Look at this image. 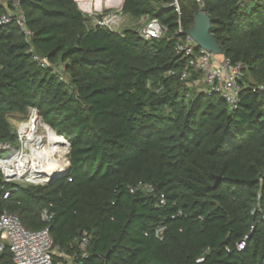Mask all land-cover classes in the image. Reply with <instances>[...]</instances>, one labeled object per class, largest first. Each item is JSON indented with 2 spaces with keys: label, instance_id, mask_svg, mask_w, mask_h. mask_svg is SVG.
Masks as SVG:
<instances>
[{
  "label": "trees",
  "instance_id": "1",
  "mask_svg": "<svg viewBox=\"0 0 264 264\" xmlns=\"http://www.w3.org/2000/svg\"><path fill=\"white\" fill-rule=\"evenodd\" d=\"M13 1L50 66L31 59L15 21L0 24V141L18 143L9 114L35 108L70 143L69 168L50 184L0 172V213L36 231L47 208L57 250L90 236L83 264H264L261 96L247 87L230 109L193 90L174 34L204 9L221 54L247 65L244 82H264V0H179L180 16L172 0H123V15L167 29L151 40L88 25L74 0H0V16ZM140 181L153 192H131ZM0 264H13L8 248Z\"/></svg>",
  "mask_w": 264,
  "mask_h": 264
},
{
  "label": "built area",
  "instance_id": "2",
  "mask_svg": "<svg viewBox=\"0 0 264 264\" xmlns=\"http://www.w3.org/2000/svg\"><path fill=\"white\" fill-rule=\"evenodd\" d=\"M5 4V0H1ZM196 3L202 5V0H195ZM122 5V4H121ZM12 8H7L0 16V24H7L15 21L16 25L23 34L25 43L27 44V53L31 59L41 68H48L50 62L47 57L41 56L36 53L31 38L33 32L26 24V17L19 7L17 1L12 2ZM168 6L173 7L177 14L181 15V8L179 0H172ZM120 7V8H119ZM118 10L114 11L113 8L106 9L99 12L90 11L87 13L88 25L98 26L100 28L108 29L111 31H119L122 27L123 18L121 6ZM139 35L145 40L159 39L163 37L167 29L159 22L157 18H147L141 22V26L137 29ZM178 36L175 42L176 52L185 59V65L180 74V80L187 81L193 75H199L201 85L198 91H202L207 95H218L222 98L230 109H235L239 103L240 92L249 87L252 92L260 94L262 99V108L264 110V82L248 84L244 82V75L247 71V65L243 62H232L229 58L221 57L212 54L202 48L196 46L192 38L185 30L180 20L178 27L174 32ZM34 112L37 116L35 108H30L27 112L29 117L30 113ZM41 118V117H40ZM27 120V119H26ZM25 120V121H26ZM25 121L20 125L18 132H16L17 142L22 144V148L18 149L11 143L0 141V162H7L10 155L14 154L22 157L23 153H29L27 147L28 138L25 133H21L20 128L24 125ZM43 122V121H42ZM66 151L69 153V148ZM69 160L67 161V167ZM30 167V165H28ZM29 167H25L28 171ZM0 172L2 173L5 181H29L25 175L8 176L0 165ZM154 187L150 183L138 182L135 186L130 188L131 192L145 191L153 192ZM6 192L4 197L8 196ZM159 205L165 204V197L160 194ZM179 216L181 212L177 213ZM41 220L46 224L40 230L32 231L25 229L18 217L7 211L0 213V252L4 248H8L12 254L13 264H83V260L88 257L87 247L90 243V236L87 234L82 235L75 240L76 250L68 255L59 250L53 245V240L50 236L48 223L52 219V213L47 208H44L40 213ZM245 246V239L236 243V249L242 250Z\"/></svg>",
  "mask_w": 264,
  "mask_h": 264
},
{
  "label": "bare ground",
  "instance_id": "3",
  "mask_svg": "<svg viewBox=\"0 0 264 264\" xmlns=\"http://www.w3.org/2000/svg\"><path fill=\"white\" fill-rule=\"evenodd\" d=\"M111 1L114 3V8H118L122 3V0ZM40 126L44 128L43 132L39 131ZM20 130L21 133L26 134L28 138L27 147L30 150L29 153L32 154L23 153L22 157H18L14 153L10 155L7 162H0L8 176L26 174L29 176V181L38 183L47 181L66 170L65 153L68 146L42 122L39 116L34 112L30 113ZM26 166L29 167L28 171L25 170ZM30 177L35 179L32 180Z\"/></svg>",
  "mask_w": 264,
  "mask_h": 264
},
{
  "label": "water",
  "instance_id": "4",
  "mask_svg": "<svg viewBox=\"0 0 264 264\" xmlns=\"http://www.w3.org/2000/svg\"><path fill=\"white\" fill-rule=\"evenodd\" d=\"M211 25H212V19L210 18V16L207 14V12L204 9H200L194 15L193 24H192V26H190L187 29V33L192 38L193 42L196 44L197 47L202 48V49H204V50H206V51H208V52H210L212 54L220 55L221 54L220 48H219V46H218V44L216 42V39L211 34ZM44 124L47 127H49L46 123H44ZM52 131L55 133L54 130H52ZM57 136H59L63 140V142L65 144H67L68 148L70 149V143L63 136H60V135H57ZM68 168H69V164H68V167L66 168L65 172H63L61 174H57V175L51 177L47 181L38 182V183L50 184L55 179H57L59 177H62L66 173V171L68 170ZM219 178L220 177H218L216 179V183L219 180ZM78 233H80V231Z\"/></svg>",
  "mask_w": 264,
  "mask_h": 264
},
{
  "label": "rangeland",
  "instance_id": "5",
  "mask_svg": "<svg viewBox=\"0 0 264 264\" xmlns=\"http://www.w3.org/2000/svg\"><path fill=\"white\" fill-rule=\"evenodd\" d=\"M113 9H114V11L118 10V8H113ZM127 26H134V27H136L138 29L141 26V22L133 21L129 17L125 16L123 18V23H122L121 27H127ZM218 57H221V55H218ZM198 81H200V76L192 78L191 81L187 82V85H189L193 90L196 91V90H198L197 87H199L201 85V82H198ZM27 116H28V114H26V115H22V114H19V113H11V114H9V120H10L12 126L14 127L15 132H18V129H19L20 125L27 119ZM43 129L44 128L42 126H40L39 131L43 132ZM21 145L22 144L16 143L14 146H16V148H18V149H21L22 148ZM26 154L30 155L32 153H26ZM1 155H3V153H0V156ZM65 158H66L67 161L69 160L67 152L65 153ZM23 175H25L26 178L29 180V176L28 175H26V174H23ZM30 178H32V180L35 179L34 177H30Z\"/></svg>",
  "mask_w": 264,
  "mask_h": 264
},
{
  "label": "crops",
  "instance_id": "6",
  "mask_svg": "<svg viewBox=\"0 0 264 264\" xmlns=\"http://www.w3.org/2000/svg\"><path fill=\"white\" fill-rule=\"evenodd\" d=\"M74 1L77 5V8L84 14H87L90 11L99 12V11H103L106 9L114 8V5H113L114 3H112L111 0H74ZM145 19L146 17H141L138 19L137 22H142Z\"/></svg>",
  "mask_w": 264,
  "mask_h": 264
}]
</instances>
